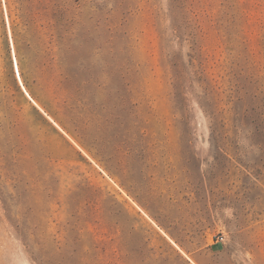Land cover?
<instances>
[{"label": "rangeland", "instance_id": "obj_1", "mask_svg": "<svg viewBox=\"0 0 264 264\" xmlns=\"http://www.w3.org/2000/svg\"><path fill=\"white\" fill-rule=\"evenodd\" d=\"M10 2L0 264H264V0Z\"/></svg>", "mask_w": 264, "mask_h": 264}, {"label": "trees", "instance_id": "obj_2", "mask_svg": "<svg viewBox=\"0 0 264 264\" xmlns=\"http://www.w3.org/2000/svg\"><path fill=\"white\" fill-rule=\"evenodd\" d=\"M45 2H46V0H38V3L40 4V8H39V12H37L36 15L41 16L39 19L40 21H45L47 18H49V14L47 13L48 8H45L43 6L45 4ZM7 5L9 8V18H10V21L12 23V26H16V28H18L19 25H16V20L14 19V13H13L14 10L12 9L10 0H7ZM36 19H37V17H35L32 22L35 23ZM51 19L55 22L54 24H52V22H50L51 27H52L51 29H53V27L55 28L57 24L67 27L69 24V9L66 6V4H65V6H63V7L61 6L59 9H57L56 12L52 13ZM36 28L42 29V28H44V24H41L39 26L37 25ZM43 30L44 29H42V31ZM38 32L41 33V35H42V32L40 30ZM15 33H16V30H14V34ZM16 36H17V33H16L15 37Z\"/></svg>", "mask_w": 264, "mask_h": 264}, {"label": "bare ground", "instance_id": "obj_3", "mask_svg": "<svg viewBox=\"0 0 264 264\" xmlns=\"http://www.w3.org/2000/svg\"><path fill=\"white\" fill-rule=\"evenodd\" d=\"M13 43V42H12ZM14 46V45H13ZM13 57H14V66H15V69H16V72H17V75H18V78L19 80H21V74H20V70H19V64H18V61H17V58H16V53H15V50H13ZM24 88V87H23ZM26 92V90H25ZM27 93V92H26Z\"/></svg>", "mask_w": 264, "mask_h": 264}, {"label": "built area", "instance_id": "obj_4", "mask_svg": "<svg viewBox=\"0 0 264 264\" xmlns=\"http://www.w3.org/2000/svg\"><path fill=\"white\" fill-rule=\"evenodd\" d=\"M220 239H221V241L223 242V241H224V236H222Z\"/></svg>", "mask_w": 264, "mask_h": 264}, {"label": "crops", "instance_id": "obj_5", "mask_svg": "<svg viewBox=\"0 0 264 264\" xmlns=\"http://www.w3.org/2000/svg\"><path fill=\"white\" fill-rule=\"evenodd\" d=\"M217 243H220L219 241H217Z\"/></svg>", "mask_w": 264, "mask_h": 264}]
</instances>
